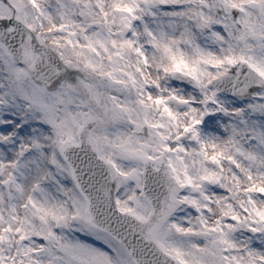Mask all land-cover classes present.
I'll use <instances>...</instances> for the list:
<instances>
[{"label": "snow or ice", "instance_id": "snow-or-ice-1", "mask_svg": "<svg viewBox=\"0 0 264 264\" xmlns=\"http://www.w3.org/2000/svg\"><path fill=\"white\" fill-rule=\"evenodd\" d=\"M0 264H264V0H0Z\"/></svg>", "mask_w": 264, "mask_h": 264}]
</instances>
